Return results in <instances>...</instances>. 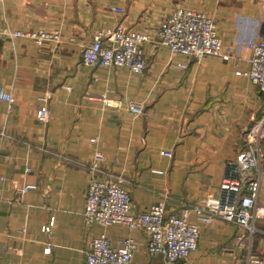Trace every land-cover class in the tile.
Returning a JSON list of instances; mask_svg holds the SVG:
<instances>
[{
	"label": "crops",
	"instance_id": "1",
	"mask_svg": "<svg viewBox=\"0 0 264 264\" xmlns=\"http://www.w3.org/2000/svg\"><path fill=\"white\" fill-rule=\"evenodd\" d=\"M178 7L211 15L225 45L264 39V0H0V25L60 35L43 45L27 36H0V86L13 97L12 103L0 99V130L7 134L0 136V264H84L89 239L100 233L112 244L133 238L130 264H172L148 252L140 228L87 225L90 173L52 151L85 162L99 152L102 166L126 178L134 213L164 195L166 215L186 212L199 238L183 264H246L249 252L264 262V160L258 231L251 237L219 217L205 223L189 207L219 197L226 162L244 148L245 129L264 110V91L237 72L248 66L244 59H196L159 43V22ZM118 22L153 39L143 44L142 73L82 62L94 33ZM44 95L49 117L43 122L36 109ZM130 99L144 104L143 113L129 112ZM261 144L264 150V139ZM253 173L240 171L242 182ZM25 183L36 188L21 192Z\"/></svg>",
	"mask_w": 264,
	"mask_h": 264
},
{
	"label": "built area",
	"instance_id": "2",
	"mask_svg": "<svg viewBox=\"0 0 264 264\" xmlns=\"http://www.w3.org/2000/svg\"><path fill=\"white\" fill-rule=\"evenodd\" d=\"M264 23V21H263ZM27 36L37 45L48 41H57L59 32L10 30L0 25V36ZM146 31L127 28L121 22L112 28L100 29L94 33L92 40L85 44L81 51L84 64L90 66L127 67L129 70L142 73L147 66L143 44L152 41ZM157 41L167 46L172 52L201 59L206 55H216L224 60L233 56L248 62L245 69H237L246 75L261 91H264V39L244 43L238 47L225 45L217 32L214 18L206 12L188 7L175 8L158 24ZM183 65L182 63H178ZM0 99L13 102L12 94L0 86ZM105 105H112L111 99L101 95ZM130 113H143L144 104L130 99L127 103ZM49 117L48 96L39 98L36 118L47 121ZM7 135L1 129L0 136ZM245 146L233 159L226 162L225 172L220 181L219 197L206 196L202 204H191L190 208L198 213V219L208 223L219 217L233 222L247 232L248 236L258 231L257 199L260 189V168L264 160L262 140L264 139V110L245 131ZM90 140H95L91 138ZM1 154V144H0ZM52 154L66 162L76 163L90 173L85 193L83 210L87 225L100 223L108 225L122 223L129 229L140 228L147 234V250L160 254L165 261L172 264H183L189 253L196 248L199 229L190 223L186 212L182 214H165V195L152 203L147 210L134 213L131 211V198L125 187L126 178L121 174L102 166V156L96 152L90 162L72 158L66 154L52 151ZM160 154L171 156L170 150H161ZM246 183L242 182L240 171L248 172ZM163 172L162 170H154ZM2 178V175H0ZM36 188L33 183H25L21 192ZM54 223L51 216L43 230L50 231ZM137 243L131 236L120 237L117 244L105 233L92 236L87 243L84 264H130ZM246 264H264L256 254L248 253Z\"/></svg>",
	"mask_w": 264,
	"mask_h": 264
}]
</instances>
